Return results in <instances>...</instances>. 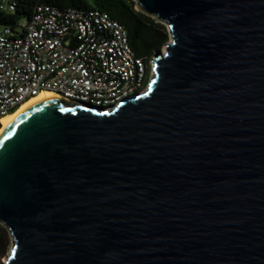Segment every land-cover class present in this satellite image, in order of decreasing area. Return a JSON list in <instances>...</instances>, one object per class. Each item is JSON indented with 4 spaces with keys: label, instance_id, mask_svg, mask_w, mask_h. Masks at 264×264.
<instances>
[{
    "label": "water",
    "instance_id": "95a60500",
    "mask_svg": "<svg viewBox=\"0 0 264 264\" xmlns=\"http://www.w3.org/2000/svg\"><path fill=\"white\" fill-rule=\"evenodd\" d=\"M133 1L168 33L141 91L1 129L0 264H264V0Z\"/></svg>",
    "mask_w": 264,
    "mask_h": 264
},
{
    "label": "built area",
    "instance_id": "2783aa9c",
    "mask_svg": "<svg viewBox=\"0 0 264 264\" xmlns=\"http://www.w3.org/2000/svg\"><path fill=\"white\" fill-rule=\"evenodd\" d=\"M14 9V0H0V11ZM151 58L134 53L105 11L37 3L29 17L0 26V117L43 92L110 106L146 86Z\"/></svg>",
    "mask_w": 264,
    "mask_h": 264
},
{
    "label": "trees",
    "instance_id": "16d2710c",
    "mask_svg": "<svg viewBox=\"0 0 264 264\" xmlns=\"http://www.w3.org/2000/svg\"><path fill=\"white\" fill-rule=\"evenodd\" d=\"M12 13L0 11V26L10 25L20 17H29L37 3L78 8L96 7L116 19L126 30L130 47L137 56L149 58L168 39L164 24L137 10L133 0H14Z\"/></svg>",
    "mask_w": 264,
    "mask_h": 264
},
{
    "label": "bare ground",
    "instance_id": "6f19581e",
    "mask_svg": "<svg viewBox=\"0 0 264 264\" xmlns=\"http://www.w3.org/2000/svg\"><path fill=\"white\" fill-rule=\"evenodd\" d=\"M161 50H163V47H161ZM50 96H55V95L52 94V93H49V92L40 93V94H38V95H36L34 97H31L30 99L24 101L23 103H21L14 111H12V112L4 115V116H1L0 117V131L9 122V120H11L14 116H16L24 108H26L30 103H32V102H34L36 100L45 98V97H50ZM4 260H5V258H4Z\"/></svg>",
    "mask_w": 264,
    "mask_h": 264
},
{
    "label": "rangeland",
    "instance_id": "374dc122",
    "mask_svg": "<svg viewBox=\"0 0 264 264\" xmlns=\"http://www.w3.org/2000/svg\"><path fill=\"white\" fill-rule=\"evenodd\" d=\"M136 9L138 7L134 5ZM165 26V25H164ZM141 85L136 90L141 89ZM11 248V236L8 230L0 223V263L4 261L5 256L8 254Z\"/></svg>",
    "mask_w": 264,
    "mask_h": 264
}]
</instances>
